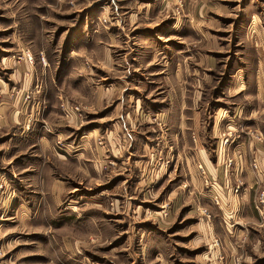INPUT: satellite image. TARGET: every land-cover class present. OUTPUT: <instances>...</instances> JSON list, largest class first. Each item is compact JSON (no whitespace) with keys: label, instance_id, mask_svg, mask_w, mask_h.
Masks as SVG:
<instances>
[{"label":"rangeland","instance_id":"obj_1","mask_svg":"<svg viewBox=\"0 0 264 264\" xmlns=\"http://www.w3.org/2000/svg\"><path fill=\"white\" fill-rule=\"evenodd\" d=\"M114 1L0 0V105H4L3 94L8 87L21 89L17 107L37 129L27 133L30 138L38 137L40 123L42 128L50 129L43 118L52 104L63 115L62 104L78 105L82 115L77 111L71 115L75 112L82 122L85 120L87 103L81 104L68 91L74 88L77 94L75 88L83 77L104 71L103 66L97 70L103 53L88 51L96 44L94 30L111 32L123 24L127 35L133 31L148 41L139 49L146 56H150L147 51L151 47L159 46L161 55L169 49L175 60L184 62L185 71L190 69L194 74L192 84L202 88L203 101L199 99L196 106L204 104L207 115L217 106L230 107L233 103L244 111L247 105L263 109L264 0ZM121 15L131 18L118 21ZM157 35L163 37L155 39ZM69 48L76 51L70 57ZM28 49L32 58L26 55ZM115 51L116 60L120 53ZM106 84H110L109 79ZM131 87L127 94L134 97L137 87ZM7 110L0 109V119ZM4 121L0 127L5 126ZM160 126L159 139L164 140L168 137L167 127L162 121ZM57 136L50 145L53 152L75 154V147L65 144L69 138ZM93 140L98 146L89 176L82 171L80 175L57 172L36 140L34 145L25 144L14 157L0 149V264H71L68 254L80 256L88 264H125L128 254L135 249L137 254L139 249L134 245L124 247L122 242L131 232L127 227L132 232L137 228L138 236L142 234L145 240L160 238L162 257L155 264H201L195 254L208 248L204 241H210V234L200 220L199 209L204 206L210 210L212 205L197 193V183H190V166L174 167L168 152L158 147L143 162L146 170L142 181L136 183L141 171L133 162L129 180L114 183L112 174L119 165L107 155L101 135ZM207 142L211 146L213 138ZM67 161V170L76 166L72 160ZM150 167L165 171L155 183L145 178ZM47 172L53 181L43 179ZM59 180L64 187L57 192L58 197H51L56 190L53 185ZM88 221L97 228L86 235ZM77 231L89 242L79 241L85 238L76 236ZM104 234L109 239L102 238ZM211 239L218 244L217 238ZM147 245L144 255L148 262L144 264H154L149 251L153 247Z\"/></svg>","mask_w":264,"mask_h":264},{"label":"crops","instance_id":"obj_2","mask_svg":"<svg viewBox=\"0 0 264 264\" xmlns=\"http://www.w3.org/2000/svg\"><path fill=\"white\" fill-rule=\"evenodd\" d=\"M112 2L115 3L114 0ZM120 18L122 20L131 18V15H121L117 20L120 21ZM123 25L120 29L111 32L101 31L102 29L98 28L94 30L95 34L92 38L96 40V44L91 45L92 50L88 48V51L96 53L97 50L103 53L97 70L101 71L100 66H103L104 71L99 75L89 74L83 77L79 81L78 88H75L77 94L74 88L68 91L71 97L80 101L81 104L87 103L89 109L85 120L82 122L75 112L73 115L71 113L63 115L58 107L54 108L52 104L43 118L45 125L50 124L48 125L50 129L42 128L43 123H40V134L36 139L30 138L27 133L31 134V131H37V129L31 127L29 117L23 116V110L17 107L22 93L20 94L21 89L15 91L16 86L12 84L14 86L8 87L3 94L4 105H0L1 111L5 112L9 109L5 116L7 121H4V115L0 119V122L4 121L5 124L0 127V149H4V153L14 157L16 152H21L20 149L25 144L34 145L36 140L40 148L47 152L48 159L54 162L57 172L80 175L82 171L89 176V169L95 164V151L98 146L94 145L93 139L101 135L107 147V155L113 157L119 165V169L112 174L113 182L129 180L132 175V163L135 162L139 166L138 170L141 171L140 175L138 174L140 179L136 181L137 183L142 181L146 170L144 168L146 164L143 162L152 155L153 150L160 147L171 156V164L174 167L183 166L185 169L187 165L190 166V170L193 171L191 176L189 174L190 183L196 182L194 187L198 189L197 193L207 198L212 205L209 219L200 216L203 226H206L207 235L210 234V241L207 239L204 241L208 243V248L197 252L195 258H198L201 264H235V258L240 264H264V212L259 213L254 206L257 189L264 188V107L257 110L247 105L244 111L243 107L240 108L241 105L233 103L230 107L217 106L213 113L207 115L204 104L196 106L200 100L203 101L202 88L198 89L192 84L194 74L189 72L190 69L185 71L184 62L180 59L175 60L169 49L161 55L159 46L151 47L152 49L147 51L150 56H146L145 51L139 49L144 47V43L148 44V41L133 31H129L127 35L128 31H123ZM201 36L205 38V35ZM158 37L163 36H154L155 39ZM80 47V45L77 46L78 49ZM73 48L77 50L76 47ZM73 48H69L68 57L76 52ZM117 49L120 56L115 60L113 55ZM28 63V69L31 70L32 60L29 59ZM180 70L184 71L181 73ZM139 78H143L140 83ZM107 79L110 84H106ZM25 83L27 82L24 81ZM131 86H136L138 90L134 97L127 94ZM160 121L167 127L168 137L164 140L159 139L161 126L158 122ZM229 127L235 130L232 132ZM231 132L233 135L225 144L223 157V154L217 150L218 139L223 135L232 134ZM254 134L262 135L263 139H257ZM57 135L70 139L66 140L65 144L75 147V154L53 152L50 145L54 144ZM210 138H213V146L208 145L207 141ZM239 153L243 165L241 169L237 168ZM228 156L234 159V163L230 166L225 162V157ZM253 158L257 160L256 170L250 165ZM67 160H72L71 162L76 166L67 170L69 162ZM197 162H201L206 168L207 181L198 173ZM122 167L123 171H121ZM75 169L78 171L74 172ZM148 169L145 178L154 183L165 172L162 167ZM43 179L51 182L53 176L47 172ZM237 179L242 181V185L236 192L233 187ZM61 181L53 185L56 190L50 195L51 197L59 196L57 192L64 187ZM210 182H213L212 185L209 184ZM111 187L113 186H110V189ZM214 192H217L220 197V205H215L209 196ZM86 225V235L97 228V225L89 221ZM126 229L131 232L122 242L124 247L134 245L139 249L137 254L136 249L128 254L125 264L148 262L147 254L146 258L144 255L145 244L153 247V249L149 248V251L150 259L154 264L161 260L162 252L159 246L162 242L159 237L145 240L142 234L138 236L137 228L133 232L130 227ZM85 234L77 231L76 236L84 237V240L79 241L86 244L89 241H86L88 237ZM107 235L104 234L102 238L109 239ZM213 237L218 239V244L212 243ZM78 257L68 254L67 260L71 261V264H88L85 259ZM160 264L165 263L160 261Z\"/></svg>","mask_w":264,"mask_h":264},{"label":"built area","instance_id":"obj_3","mask_svg":"<svg viewBox=\"0 0 264 264\" xmlns=\"http://www.w3.org/2000/svg\"><path fill=\"white\" fill-rule=\"evenodd\" d=\"M26 55L28 56V58H30L31 53L29 52V49L26 50ZM28 97H29V95L26 98H28ZM62 107H63L65 115H69L73 111H77V113L79 115H82V112L79 109L78 105H74V106L70 105L69 106V105L62 104ZM158 123H160V122H158ZM254 135L259 140L263 139L262 135H259V134H254ZM229 137H230L229 135H223V136L219 137V139H218L217 150H218V152H220V154H223V157L225 154V152H224L225 151V144L230 141ZM240 156L241 155L239 153L238 154L239 161H238V166H237L238 169H241L243 167L242 160L240 159ZM225 162L227 165L230 166L234 163V159L231 156H228V157H225ZM250 165L253 169L256 170L258 168L257 160L255 158H253ZM196 168H197V171L200 174V176L204 180L207 181L208 180L207 179V172H206V168L204 167V165L201 162H197ZM212 183L213 182H210L209 184L212 185ZM241 185H242V181L240 179H237V182L235 183V185L233 187L234 191H238V189L241 187ZM209 196L215 205H220L221 201H220V197L217 194V192L211 193ZM254 206L256 207V209L259 213L264 212V188L258 189V191L256 192L255 199H254ZM199 210L205 218L209 219L211 217V212L207 207L203 206ZM215 241H217V239H215ZM238 262L239 261L236 258V264H238Z\"/></svg>","mask_w":264,"mask_h":264},{"label":"bare ground","instance_id":"obj_4","mask_svg":"<svg viewBox=\"0 0 264 264\" xmlns=\"http://www.w3.org/2000/svg\"><path fill=\"white\" fill-rule=\"evenodd\" d=\"M30 58H32V57L30 56Z\"/></svg>","mask_w":264,"mask_h":264}]
</instances>
